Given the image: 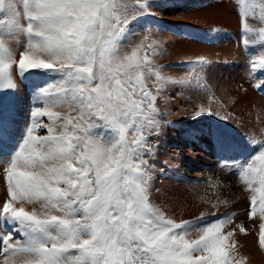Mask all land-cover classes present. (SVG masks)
<instances>
[{"label":"snow or ice","instance_id":"6c2138e0","mask_svg":"<svg viewBox=\"0 0 264 264\" xmlns=\"http://www.w3.org/2000/svg\"><path fill=\"white\" fill-rule=\"evenodd\" d=\"M145 4L0 0V87L15 84L14 66L20 76L33 70L62 74L42 90L43 107L33 110L26 138L4 168L7 198L0 217L13 222L21 238L4 235L3 264H233L236 229L225 232L226 219L189 238L198 221L178 222L149 201L154 165L144 157L155 158L148 134L161 135L163 117L146 72L158 92L182 82L153 70L145 49L155 54L154 43L128 53L119 49L133 9ZM238 14L242 43L264 49V24L254 29L249 23L257 15L264 22V0H239ZM253 32L257 38L249 39ZM5 36L17 43L23 38L18 58ZM252 67L264 71V52ZM238 178L259 193L251 196L249 215L258 209L264 218V146L239 166ZM259 242L264 246V223Z\"/></svg>","mask_w":264,"mask_h":264},{"label":"rangeland","instance_id":"374dc122","mask_svg":"<svg viewBox=\"0 0 264 264\" xmlns=\"http://www.w3.org/2000/svg\"><path fill=\"white\" fill-rule=\"evenodd\" d=\"M141 2L143 3V0H141ZM252 2L258 3L259 0H252ZM238 4L239 0H146L145 5L137 6L133 9L135 18L127 24L126 30L119 40V49L122 52L128 53L141 44L154 43L155 54L152 50L145 49L149 59L153 62L154 71H159L162 76L168 78L166 73L171 68H178L189 75V79L187 80L174 77L168 78L170 81H181L182 83L169 85L164 92H158L157 89L159 88V84L155 83L154 76L146 72L147 86L152 94L157 97L155 104L163 117L161 120V133L163 128L168 125L172 133L171 140L166 144H162L161 135L154 136L148 134L149 145L153 146V152L155 154L154 159L149 158L148 155L144 157L149 160L150 165H154L151 172L150 203L155 208L162 211L166 216L178 222L182 220L198 221L197 226L199 227L190 233L189 238H198L204 227L211 226L213 222H219L221 219H226L224 231L227 232L236 229L234 236L236 251L233 253V264H235L236 261H240V264H264V246L259 242L260 224L264 223V218L260 217L258 209L255 216L249 215L251 196H258L259 193H251L238 178L239 166L246 164L258 154L261 150V146H264V139H246L245 141L247 142L241 141L239 138L236 139L237 141L232 139L230 141V147L226 146L225 148V145H222L225 143H222L221 139L225 137L227 133L233 132L234 126L228 121L226 116L225 119H221L219 117L223 116L222 114L214 112L210 107L206 108L204 106L205 100H203V98L213 97V94L216 93V88L222 90V87L216 86L215 81L211 80L209 70H215L216 68V70L222 71V69H217L220 63H224L225 66L243 69L247 67L245 64H252V62L257 60L261 53L264 52V49H262L258 43L248 47L242 43L243 33L241 28V17L238 14ZM223 7H228L230 9L237 21V23H235L237 27H234V24L229 25L228 16L225 17L226 21L221 23L211 22L208 24H200L194 23L193 21L190 22L189 20L185 21L186 13L206 11L213 14L215 12H220ZM0 18H2V14H0ZM249 23L254 29H258L264 24V22L259 21L258 15L256 17L250 16ZM166 32L174 36L173 45L178 43L177 39H183L192 44L216 49L214 54L217 57L212 58L211 52L200 53L196 56L197 58L189 57L188 59H182L183 61H179L180 59L178 58L166 57L165 51L168 50V48L164 47L163 44L169 43V39L162 35ZM0 34H3V30H0ZM158 38L161 39L159 40ZM248 38L256 39L257 33H249ZM5 39L6 45L15 50V54L18 58L19 52L23 50V38H20L21 43L7 39L6 36ZM202 39L205 42H202ZM231 46H235V52L224 54L227 52V48ZM169 51L172 52L171 49H169L167 53ZM163 55L168 59L162 58L164 57ZM200 59L207 61V63L205 65L196 64L195 62ZM249 70L252 72V75H255L257 72L260 74V77L255 78V80L264 79V71L254 69L253 67H249ZM240 75L241 73L239 76ZM61 79L62 74L59 72L33 70L20 76L19 82L15 80V84L12 87H0V132L2 133L0 134V138L4 136L2 140L5 141V143L2 144V148H0V205H2L7 198L4 168L26 138L27 130L31 124L33 110L36 109L37 106H39L38 108L43 107V101H39L38 97H42L41 93L43 89L50 87ZM37 90L39 92H37ZM202 92L203 95L201 94ZM170 99L172 101V106L170 105V108L165 109L164 103L168 104L169 101L167 103L166 100ZM181 99H187L189 101L196 100L198 103L190 110L182 106L183 103ZM175 100L177 101L176 103ZM209 100L210 102H214L215 100L221 101L220 98ZM16 105H19V107ZM179 108L183 111H180V114H177V116H172L168 112L178 113ZM201 108L206 109V111L200 115H194V113L200 111ZM207 110H210L212 114H209ZM64 111H67V109H64ZM6 113H8V115ZM12 117H15V119ZM16 118L20 121L18 122ZM157 119H160V117H157ZM44 122L48 123L46 119ZM9 123L12 124L9 125ZM22 127L25 129L24 131ZM218 129L220 130L218 131ZM40 134H44V131L41 130ZM187 135H189L190 138ZM206 137H209V139ZM210 137L211 139L213 138V141H211ZM205 138L208 139L207 141L210 140L211 142H207ZM199 139L202 140L200 141L202 143H199ZM213 142H219L221 145L215 147L213 146ZM212 146L215 148L213 152H210L213 150ZM236 146L237 149H234ZM209 147H211L212 150ZM220 152L223 156H220ZM190 153H196V156L188 159L187 156H189ZM202 153L203 155L205 154L204 158L201 156ZM162 155L167 156L169 160L167 162L161 161ZM160 161L167 165L160 166L158 164ZM222 162L225 164L226 168L220 166ZM197 173L203 174L197 176ZM170 178H172V180ZM182 184L185 185V187ZM177 185L182 187L180 190H186L188 194L200 193L201 203L199 204V212L201 214L190 218H180L177 215L178 213L173 214L172 211L168 210L167 203H170L171 199L175 202L176 200L180 202L181 199H185L181 192L175 193L173 191V188ZM223 187L229 190L222 193ZM254 187H259V185L256 184ZM213 205H215V208ZM26 208L31 210L32 205H26ZM0 225L3 226L0 227V243H2L4 235L8 233H12L16 239L21 238L19 231L13 232V228L15 227L13 222L0 217ZM240 225L245 228V232L241 233L239 231L238 226ZM0 264H3L2 255H0Z\"/></svg>","mask_w":264,"mask_h":264},{"label":"bare ground","instance_id":"6f19581e","mask_svg":"<svg viewBox=\"0 0 264 264\" xmlns=\"http://www.w3.org/2000/svg\"><path fill=\"white\" fill-rule=\"evenodd\" d=\"M185 21L189 20L190 22H196V23H200V24H208V23H221V22H225L226 19L225 17L228 16L229 18V22L230 24L229 25H233L234 24V27H237V25L235 23H237V21L235 20V17L232 15V12L230 11V9L228 7H223L220 12H215L213 14H210L206 11H199V12H195V13H186L185 14ZM182 20V19H181ZM178 21V20H177ZM164 36H166L168 39H169V43L167 44H163L164 47L171 49L172 52L171 55L170 53L167 51L168 50H163L166 52V57H173V58H178L180 59L179 61H181L182 59H188L189 57H196L198 56L200 53H210L211 52V55H212V58H215L217 57L215 54H214V51L216 49H212V48H209V47H204V46H201V45H197V44H192L190 42H187L183 39H177V42L175 45L172 44V42H174V36L171 35V34H168L167 32L162 34ZM161 36V34H160ZM159 39V38H158ZM161 39V38H160ZM159 39V40H160ZM203 40V39H202ZM162 42V41H161ZM202 42H205L204 40ZM201 42V43H202ZM177 46V47H175ZM235 47V46H234ZM234 47L231 46L229 48H227V52H225L224 54H231L232 52H235L234 50ZM162 51V52H163ZM164 57L162 58H166L165 55H163ZM243 57V56H242ZM197 58V57H196ZM235 58V57H234ZM168 59V58H166ZM231 59V58H230ZM160 60V59H159ZM173 60V59H172ZM191 60V59H190ZM193 60V59H192ZM235 60V59H234ZM244 60V59H243ZM247 60V59H246ZM162 61V59H161ZM183 61V60H182ZM171 62V61H170ZM174 62V61H172ZM228 62V61H227ZM165 63H168V62H165ZM226 63V62H225ZM232 65V64H231ZM243 65V64H242ZM247 67H244L243 69L239 68V67H231V66H225L224 63H220L218 66H217V69H222V71L220 70H212L211 71L209 70V76L211 77V80L215 81V84L216 86H220L222 87V90H218L216 88V93L213 94V97H207V98H203V100H205V103H204V106L206 108H211L214 112H218L220 114H222L224 117L226 116L228 121L230 123L233 124V132L231 133H227V135H225V137H223L221 140H222V143H225V144H222V145H225V148L226 146L227 147H230V141L232 139H237L239 138V140L241 141H245L246 139L249 140V139H264V88L260 89V90H257L255 88V84L256 83H260L262 81H264V79H260V80H255V78H258L260 77V74L257 72L255 75H252V72H250L249 70V67H252V64L250 63H247L245 64ZM250 65V66H249ZM167 68V67H166ZM165 68V69H166ZM214 72V73H213ZM241 73V75L239 76V74ZM33 74V73H32ZM244 74V75H243ZM35 75V74H33ZM166 76L168 78H177V79H189V75L181 70V69H178V68H171L167 73H166ZM34 77V76H33ZM187 77V78H186ZM20 78V75L18 73V70H16V68H14V79L16 81H18ZM25 79V78H24ZM23 80V79H22ZM31 80V79H30ZM19 82V81H18ZM185 84V83H183ZM32 85V84H31ZM30 85V87H31ZM225 87V89H224ZM15 90V88H14ZM37 92H39L37 90ZM41 92V91H40ZM38 94V93H37ZM203 95V92L201 93ZM36 96V95H35ZM19 97V96H18ZM37 97V96H36ZM203 97V96H201ZM22 98V97H21ZM39 98V101L42 100V97H38ZM215 98H220L221 101L219 100H215L214 102H210L209 99H215ZM34 99V98H33ZM35 100V99H34ZM182 100V103H183V107H186V109H190L192 110L193 107H195V104L198 103L196 100L194 101H189L187 99ZM21 101V100H20ZM37 101V100H36ZM167 103L169 101L168 104L164 103V108L165 109H168L170 108V105L172 106L171 104V99L170 100H166ZM174 102V101H173ZM177 101L175 100V103ZM22 103V102H21ZM9 104V103H8ZM20 105V104H19ZM19 105L17 107H19ZM9 106V105H8ZM6 107V106H5ZM4 107V108H5ZM21 107V106H20ZM34 107V106H33ZM32 107V108H33ZM39 106H37L36 108H38ZM3 108V107H2ZM9 108V107H8ZM163 108V109H164ZM23 109V108H22ZM33 110V109H32ZM179 112L178 113H172L170 111L169 114L172 115V116H177V114L179 115L180 114V111H183L182 109H178ZM5 111V110H4ZM9 111V109H8ZM177 112V111H176ZM10 113V112H9ZM23 113V112H22ZM29 113V112H28ZM224 113V114H223ZM8 115V113H6ZM26 114V113H24ZM14 115V114H13ZM12 115V116H13ZM5 117V116H4ZM15 119V117H12ZM18 118V117H17ZM16 118V119H17ZM7 119V118H6ZM5 119V120H6ZM9 119V118H8ZM18 120V119H17ZM182 120V119H181ZM9 121V120H8ZM7 121V122H8ZM20 120H18L19 122ZM22 121V120H21ZM25 121V120H24ZM10 122V121H9ZM16 122V121H15ZM17 122V123H18ZM0 123H1V119H0ZM22 123V122H21ZM24 123V122H23ZM12 124V123H9V125ZM19 124V123H18ZM21 125V124H20ZM12 126V125H11ZM20 127V126H19ZM23 128V127H22ZM6 129V128H5ZM12 129V128H11ZM213 129V128H212ZM4 130V129H3ZM25 129L23 128V131ZM203 130V129H202ZM220 129H218L219 131ZM6 131V130H5ZM4 131V132H5ZM193 131V130H192ZM3 132V131H2ZM17 132H18V127H17ZM222 132V131H221ZM20 133V132H19ZM189 133V132H188ZM208 133V132H207ZM0 134H2L0 132ZM190 134V133H189ZM206 134V133H205ZM214 134V132H213ZM215 135V134H214ZM222 135V134H221ZM2 136V135H1ZM189 137V135H187ZM6 137V136H5ZM161 141H162V144L163 143H168L172 138V133H171V128L168 126H165L162 130V133H161ZM215 137V136H214ZM3 137H1L0 139H3ZM190 138V137H189ZM209 139V137H206ZM205 138V139H206ZM206 139V141L208 140ZM211 139V137H210ZM213 139V138H212ZM211 139V141H213ZM220 140V141H221ZM4 141V140H2ZM202 140L199 139V143H202L200 142ZM205 141V142H206ZM210 141V140H209ZM207 141V142H209ZM210 141V142H211ZM237 141V140H236ZM204 142V143H205ZM206 142V143H207ZM247 142V141H245ZM5 143V141L3 142ZM214 143V142H213ZM256 143V142H255ZM208 144H211V143H208ZM206 144V145H208ZM241 144V143H240ZM249 144V143H248ZM217 145H221V143L219 142H215L213 144V146H217ZM255 145V144H254ZM203 146V145H202ZM211 146V145H210ZM212 146V148H213ZM249 146V145H248ZM251 146V144H250ZM214 147V148H215ZM253 147V146H252ZM206 148V147H205ZM211 149V147H209ZM214 148L212 151L210 152H213L214 151ZM219 148V147H218ZM234 149H237V146L236 148ZM204 150V149H203ZM206 150V149H205ZM204 150V151H205ZM217 150V149H216ZM223 150V149H222ZM198 151V149H197ZM202 151V150H201ZM207 151V150H206ZM230 151V150H229ZM245 151V150H244ZM200 152V151H199ZM209 152V153H210ZM223 152V151H222ZM215 153V152H214ZM233 153V152H232ZM198 154V153H197ZM217 154V153H216ZM225 154V153H224ZM199 155V154H198ZM207 155V154H206ZM210 155V154H209ZM212 155H215V154H212ZM231 155V154H230ZM186 156V155H185ZM184 156V157H185ZM196 156V153L193 154V153H190L189 156H187L188 159H191L192 157H195ZM201 156H203V158L205 157V154L203 155V153L201 154ZM211 156V155H210ZM220 156H223L221 155V152H220ZM162 160L161 161H164V162H167L169 159H167V156H164L162 155ZM183 157V156H182ZM208 157V155H207ZM225 157V156H224ZM185 158V159H187ZM212 158V157H211ZM182 159V158H181ZM184 159V158H183ZM205 160V159H204ZM208 160V159H207ZM206 160V161H207ZM158 162V164L160 166L162 165H167L163 162ZM203 161V160H202ZM194 162V161H193ZM208 162V161H207ZM163 163V164H162ZM209 163V162H208ZM195 164V163H194ZM203 164V163H202ZM206 164V162H205ZM196 166V165H195ZM194 166V167H195ZM174 167V166H173ZM205 167V166H204ZM171 168V167H170ZM207 170V169H205ZM204 170V171H205ZM199 172V171H198ZM206 173V172H205ZM204 173V175H205ZM203 173H197V176H200L202 175ZM184 177V175H183ZM182 178V177H181ZM231 178V177H230ZM172 180V178H170ZM219 180V179H218ZM229 181V180H228ZM231 182V181H230ZM173 183V182H172ZM220 183V182H219ZM175 184V183H174ZM183 185V184H182ZM225 185V184H224ZM231 185V184H230ZM185 187V185H183ZM222 187V186H221ZM182 187L180 185H177L173 188V191L175 193H178V192H181V194L183 195V197L185 198L184 200L181 199L180 202L179 200H176L173 201L171 199L170 203H167V206H168V210L172 211L173 214L175 213H178L177 215L180 217V218H190L192 216H195V215H199L201 214L199 211V204L201 203V196H200V193L199 194H188L186 190H180ZM215 188V186H214ZM218 188V187H217ZM224 189H222V193L223 192H227L229 189H227L226 187H223ZM7 189V188H6ZM192 190V189H191ZM219 193V192H218ZM217 194V193H216ZM157 195V194H156ZM159 195V194H158ZM181 195V197H182ZM178 196V195H177ZM211 196V195H210ZM215 196V194H214ZM224 196V195H223ZM161 197V196H160ZM174 197V196H173ZM218 197V195H217ZM216 198V196H215ZM165 199V198H164ZM204 199V198H203ZM203 201V200H202ZM161 202V201H160ZM158 203V202H157ZM165 203V202H164ZM193 206V207H192ZM192 207V208H191ZM191 208V209H189ZM215 208V207H214ZM213 209V208H212ZM176 210V212H175ZM208 210V209H207ZM210 210V208H209ZM214 211V209H213ZM207 212V211H206ZM212 212V211H211ZM210 212V213H211ZM204 213V212H203ZM179 219V218H178Z\"/></svg>","mask_w":264,"mask_h":264}]
</instances>
